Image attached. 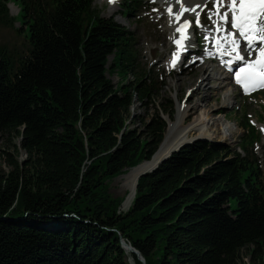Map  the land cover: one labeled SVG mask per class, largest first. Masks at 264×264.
Instances as JSON below:
<instances>
[{
	"label": "trees",
	"instance_id": "16d2710c",
	"mask_svg": "<svg viewBox=\"0 0 264 264\" xmlns=\"http://www.w3.org/2000/svg\"><path fill=\"white\" fill-rule=\"evenodd\" d=\"M0 29L22 40L0 43V135L19 139L26 156L3 151L0 264H142L121 240L144 264H238L243 249L264 264V170L251 136L240 152L182 147L137 180L120 212L109 183L151 160L168 116L160 106L147 123L130 117L153 82L108 78L135 74L130 32L101 18L94 0H0Z\"/></svg>",
	"mask_w": 264,
	"mask_h": 264
},
{
	"label": "rangeland",
	"instance_id": "374dc122",
	"mask_svg": "<svg viewBox=\"0 0 264 264\" xmlns=\"http://www.w3.org/2000/svg\"><path fill=\"white\" fill-rule=\"evenodd\" d=\"M156 1L158 5L154 3ZM165 1L179 5L188 0H163L162 2L161 0H119L117 3H111L110 0H94V8L99 11L100 17L106 20L112 19L128 30L134 43L135 74H129L126 78L117 73L108 75L112 84L115 87H120L122 84H127L128 82L135 83L136 78L141 76H144L142 82L146 85L153 82V94L150 102L145 107L135 103L130 110V117L138 116L147 123L160 106H164L168 111V116H162L166 122L167 131L170 129L171 124H174L176 121L178 108H186L185 117L187 121L180 126L178 132H174V135L177 133L178 135L182 134L181 137L184 138V142L176 149L180 150L182 147L192 145L198 141L202 144L204 143L205 146L218 147L220 149L219 152L231 150L240 152L239 147L244 145L242 140L251 136L252 142L249 141L247 146L252 150L255 157L260 160V168L264 170V134L261 130L262 126H264V92L250 98H244L240 96L233 84L224 91L217 90V82L212 78L202 85V90L197 93V96L193 95L192 99L188 98L189 101L186 103L190 91L192 92L199 85L202 76L204 79L207 76L206 73H200L201 65L189 68L193 61H199L204 58V51L207 50V47H197L195 43L191 44L192 51L189 54V58L183 64L179 63L177 67H174L173 60L178 59L175 54L177 44L170 33L172 30H175V23L173 19L167 16L171 8L165 9L167 5L160 4V2L163 3ZM9 6H12V9ZM7 7L10 15L17 17L20 7L12 3L8 4ZM221 8L222 10L225 9V7ZM215 12L216 5L210 2L208 8L203 13V18L190 16L189 22L194 28L193 32L189 33L191 39L199 38L200 42L205 41L204 39H206L208 34L205 31H211L215 28V17H217V15L213 14ZM200 19L204 21L203 25L200 23ZM18 26L17 24L16 27ZM0 43L12 47L15 44L19 46L22 40L14 32L0 29ZM179 60L182 61V58ZM111 62L112 57L110 56L108 58V65ZM210 73L213 76L216 75L214 71ZM209 97H211V100L204 102ZM224 98L229 100L228 106H223ZM195 102L198 104V107L195 112H192L191 110ZM198 116L200 118L203 117L209 123L206 122L201 128L191 132L193 125L197 122ZM243 122L253 125L254 131L243 127ZM129 127L140 128L141 126L140 124H130ZM19 143V139L9 141L6 136L0 135V170L2 172L8 173L11 170L7 165L6 156L3 155V151L8 152L12 157H16L19 163H23L26 159L25 153L20 149ZM11 144L16 146L18 150L17 156H15L16 153L13 149H8V146H11ZM128 172L109 183V193L114 198L123 200L119 207V211L123 213L131 205L126 210L122 209L127 192L123 190L122 182L119 179ZM126 254L129 253L127 252ZM127 262L128 264H133L131 258H128ZM238 264H251L246 249L241 251Z\"/></svg>",
	"mask_w": 264,
	"mask_h": 264
},
{
	"label": "bare ground",
	"instance_id": "6f19581e",
	"mask_svg": "<svg viewBox=\"0 0 264 264\" xmlns=\"http://www.w3.org/2000/svg\"><path fill=\"white\" fill-rule=\"evenodd\" d=\"M162 1L163 0H161V2ZM161 2H160V4L167 5V7L165 9L171 8V10L168 11L167 16H168V18L173 19V22L175 23V30L174 31L172 30L170 34H172L173 39L175 41H177V40L180 41V46L177 45V47L179 48L180 53H182V54H179L177 56L178 59L175 60L176 65L179 63L183 64V62L189 58V54H191V51H192V49H191L192 47L190 46L191 44L195 43L198 47H207V50L204 51V58L199 60V61H193L189 67V68H192L195 65H201L200 73H206L207 76L205 79L202 76L199 85H197V87L192 92L190 91V93L186 99V103H188V101H189L188 98L192 99L193 95L197 96V93L202 90V85L204 83H206L207 80H210L212 78H214V80L217 82V86H216L217 90H221V91L226 90L229 86H231L232 81H231L230 76L225 73L224 68L220 67V64L218 62L222 57H219L217 55L219 52H221L222 54L233 52L234 46L226 38V35L222 34V32H215V30H212L210 35L206 39H204L205 41L200 42L199 38H197L196 42H192V40L189 36V33H187L186 35H179L177 33V28L179 27V25L182 22H187V21L189 22L190 16H193L196 18H203V15H204L203 13H204L205 9L208 8L210 2L214 3V0H188L187 2H183L179 5L172 4L169 1L168 2L165 1L166 3L165 2L161 3ZM225 2H226V0H224V4H225ZM154 3L156 5H158L157 1ZM12 6H9L10 9H12ZM224 7H225V9L227 8L226 6H224ZM185 9H187V10H185ZM190 9H195V11H192ZM225 9H223V10H225ZM223 10L220 7L219 11H223ZM197 13L199 14L198 16H197ZM231 35H233V39H235L237 41L235 34L231 33ZM183 37H186V38H183ZM180 58H182L181 62L179 60ZM213 59H215L217 63H212ZM210 68H211V70H210ZM211 71H214V73L216 75L213 76L210 73ZM203 90L205 91V89H203ZM233 90H231V91L233 92ZM224 99L225 100L223 102V106H228L229 100H227V98H224ZM209 100H211V97L206 99L204 102H208ZM183 107H187V106H183ZM197 107H198V104L195 102L191 111L195 112ZM177 111H178V113L176 114V118H175L176 121L174 122V124H171V126L169 127L170 129H168L166 131L164 139H163L162 143L160 144L156 154H154V156L152 157V160L149 163H146V164L140 166L139 168L130 170L125 176H123L119 179V181L122 182L123 190L127 192V195L125 197V201L122 205L123 210H126L127 208H129V206L131 205V203L134 199L135 186H136V183H137L139 176L143 172H145L146 170L154 167V165L157 162H159L161 159L167 157L170 154V152L174 151L178 146L183 144L184 138L181 137L182 134L178 135V133H177L174 135V132H176V131L178 132L180 126L183 125L187 121V119L185 117L186 108L183 109L181 107V108H178ZM196 121L197 122L195 123V125H193L191 132L198 130L203 125H205L207 122L206 119H204L203 117L200 118L199 116L196 119ZM207 123H209V121ZM261 130H262V133L264 134V126H262ZM205 141H207V140H205Z\"/></svg>",
	"mask_w": 264,
	"mask_h": 264
},
{
	"label": "snow or ice",
	"instance_id": "6c2138e0",
	"mask_svg": "<svg viewBox=\"0 0 264 264\" xmlns=\"http://www.w3.org/2000/svg\"><path fill=\"white\" fill-rule=\"evenodd\" d=\"M214 3L217 10L213 14L219 16L220 20L229 24L231 28L237 29L240 36L247 40V46L243 49L244 52L250 53L256 41L264 44V0H228L227 11L223 14L220 13L219 9L225 6L224 0H214ZM190 10L195 11V9ZM229 13H231V19H229ZM197 22L199 21L197 20ZM217 30L219 31L220 29ZM177 31L179 32L181 29L177 28ZM253 37H255V40ZM175 42L180 46L179 40ZM230 43L234 46L233 51H237L239 47L238 42L233 39ZM236 58L244 59L239 55ZM173 63H175V59ZM257 68L262 73L259 76L255 74V69ZM246 69L251 71L243 79L238 77V82L245 84L246 90L248 84H251L253 87H264V46L259 48V55L254 62H246ZM241 72H245V69H241Z\"/></svg>",
	"mask_w": 264,
	"mask_h": 264
},
{
	"label": "water",
	"instance_id": "95a60500",
	"mask_svg": "<svg viewBox=\"0 0 264 264\" xmlns=\"http://www.w3.org/2000/svg\"><path fill=\"white\" fill-rule=\"evenodd\" d=\"M177 151H179V150L176 149V150L170 152V154H169L167 157H165V158L161 159L159 162H157V163L154 165V167H152V168L146 170L145 172H143V173L139 176V178H141L142 176H144V175H146V174H148V173H151L152 171L156 170L160 164H162L166 159H168V158L171 156V154L176 153ZM152 157H153V156H152ZM151 160H152V158H151ZM151 160H150V161H151ZM150 161H148V162H146V161H145V162H142L141 164L137 165L136 167H134V168H132V169H130V170H133V169L139 168L140 166H142V165H144V164H146V163H149ZM130 170H129V171H130ZM139 178H138V179H139ZM136 184H137V183H136ZM136 187H137V185L135 186V190H136ZM134 195H135V193H134ZM120 244H121V247L124 249V251H125L126 253L129 252V253L134 254V255L136 256V258H137L142 264H144V260L142 259V257L140 256V254H139L136 250H134L130 245L126 244L123 240H121Z\"/></svg>",
	"mask_w": 264,
	"mask_h": 264
}]
</instances>
